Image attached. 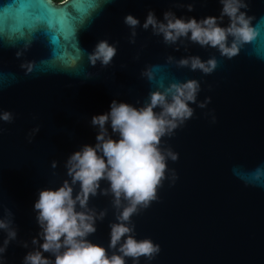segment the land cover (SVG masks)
Wrapping results in <instances>:
<instances>
[{
	"label": "water",
	"instance_id": "obj_1",
	"mask_svg": "<svg viewBox=\"0 0 264 264\" xmlns=\"http://www.w3.org/2000/svg\"><path fill=\"white\" fill-rule=\"evenodd\" d=\"M175 3L195 5L191 12L173 8L177 16L220 15L219 0H0V112L15 117L0 121V216L5 208L13 212L20 240L39 231L38 191L59 186L67 156L96 142L93 115L108 111L113 99L143 101L159 81L198 79V99L211 102L192 105L193 118L164 138L179 153L169 161L178 179L166 180L159 200L133 217L137 236L160 244L152 264H264V0H248L257 35L232 59L196 44L176 51L142 28L129 42L127 14L143 23L152 9L162 19ZM102 39L119 42L117 55L107 67L93 66L89 53ZM168 55H215L219 66L204 75L167 64ZM152 69L156 80L149 82L143 74ZM91 204L109 210L90 237L106 245L110 198ZM28 250L11 243L8 264H21Z\"/></svg>",
	"mask_w": 264,
	"mask_h": 264
},
{
	"label": "clouds",
	"instance_id": "obj_2",
	"mask_svg": "<svg viewBox=\"0 0 264 264\" xmlns=\"http://www.w3.org/2000/svg\"><path fill=\"white\" fill-rule=\"evenodd\" d=\"M219 3V16L200 19L177 16L172 10L186 7L191 12L195 8L193 3H175L162 19L150 9L143 23L135 15L127 14L123 22L130 29L129 42L136 43L137 29L142 28L161 37L165 45L174 46L176 51L183 47L187 52L191 44H196L232 59L256 37L254 17L248 14V0ZM118 43L99 40L89 53L91 64L109 66L117 55ZM166 63L204 75L212 74L219 66L215 55L208 59L200 55L179 59L168 55ZM143 75L149 82L156 80L153 69ZM201 90L198 79L159 81L143 101L113 99L108 111L93 115L90 125L96 130V142L83 144L67 156L66 178L59 186L38 191L33 212L39 231L31 241L19 239L14 214L4 209L0 216V233H4L0 264H8L5 253L13 242L29 249L21 264H141L142 258L145 264H152L161 246L150 237L138 238L133 217L159 200L158 190L166 180L174 184L178 179L169 161H177L179 153L164 138L174 136L193 118L192 105L207 108L211 97L200 101ZM14 119L13 113L0 112V121L11 123ZM215 121L212 114V122ZM39 131L37 126L28 134L30 143ZM51 167L57 168L58 161L53 160ZM100 196L110 198L114 212L106 245L90 239L97 232L98 222L108 216V208L98 209L91 204L93 198Z\"/></svg>",
	"mask_w": 264,
	"mask_h": 264
},
{
	"label": "trees",
	"instance_id": "obj_3",
	"mask_svg": "<svg viewBox=\"0 0 264 264\" xmlns=\"http://www.w3.org/2000/svg\"><path fill=\"white\" fill-rule=\"evenodd\" d=\"M53 1L56 2L57 4H59V3L65 2L66 0H53Z\"/></svg>",
	"mask_w": 264,
	"mask_h": 264
},
{
	"label": "snow or ice",
	"instance_id": "obj_4",
	"mask_svg": "<svg viewBox=\"0 0 264 264\" xmlns=\"http://www.w3.org/2000/svg\"><path fill=\"white\" fill-rule=\"evenodd\" d=\"M65 11H67V9H65ZM44 15L46 16L47 14H46V13H44Z\"/></svg>",
	"mask_w": 264,
	"mask_h": 264
}]
</instances>
